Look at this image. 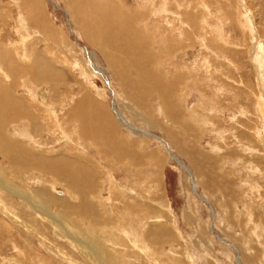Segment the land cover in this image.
Returning <instances> with one entry per match:
<instances>
[{
  "label": "rangeland",
  "instance_id": "rangeland-1",
  "mask_svg": "<svg viewBox=\"0 0 264 264\" xmlns=\"http://www.w3.org/2000/svg\"><path fill=\"white\" fill-rule=\"evenodd\" d=\"M77 1L0 0V65H3V68H0L8 69V71L5 70L8 77L10 76V70L18 74L15 81L14 78L13 80L11 78V81L6 79L0 85L9 87V90L13 89L11 93H14L13 96L15 97L18 93L24 96L29 95L32 93L19 88V85L15 82L25 80V75L28 72H30L28 73L30 77L36 74V77H33V82L38 83V85L34 87V93H39L43 100L51 103L52 109L55 112L57 111L59 121L52 115L47 118L46 114L47 123L52 127L51 132L40 133L38 130L35 131L34 135L38 143L28 141V144L24 146L20 142L5 139L4 133L6 137L9 135L10 138H16L18 134H14V129L10 127L11 124L8 125L9 118L4 119L0 114V135L2 134L4 137L3 139L2 135L0 136V179L2 184L16 193L19 192L25 196L33 195L31 198L35 197L33 201H37L36 189L40 187V184H43L49 188L44 191V194L48 196L54 194L59 200L57 203H63L64 201L65 209L68 210L72 208L69 205H76V203L78 205L79 202L75 198V200L71 199L73 198L71 193V197H69V194L66 197H61L65 193V187L72 185L74 188L81 189V191L94 190L98 200L95 197L92 198V201L97 206L92 204L93 209H88L82 205L81 210H85L88 214L92 212L91 215L97 216L98 211L100 212L98 207L104 206L106 212L104 210L103 212L105 215L113 219L116 218L114 211L117 208L114 211L109 208V205H112L111 199L114 200V204H117V202L119 204L120 199L116 193L118 191L119 193L123 192L128 197V203H132L133 207L137 206L138 210L141 211L139 219L143 221L145 226L141 224L144 227L141 229L139 228L141 225L138 226L140 221L138 223L129 222V218L123 215L124 212L121 213L122 221L116 220L119 223L126 224L123 227L125 229H128L131 223L134 230H138L139 233L142 230L141 234L146 233V239H148L146 244L148 246L145 252V248L141 250L139 246L141 244L140 240L137 239L136 245L138 247L135 248L129 240L130 238H126L121 232H115L118 237L116 238L113 228L107 229L109 231L107 235L103 232L105 228L101 227L93 229L92 234L87 231L84 233L83 229L88 227L85 220L82 221L76 216L74 220V217L72 219L66 218L68 215L59 213L61 207L53 205L52 202L47 209L52 215L61 217L63 222L70 225L71 228L79 233L81 232L86 241H91L93 244L92 249L95 248L93 251L96 252L95 258L97 257L102 264H112L109 258L113 259L112 255L119 256V252H113L114 249L115 251L116 249L122 250L121 264H264V253L262 254V251H264L262 250L264 249V227H262V230L257 222L251 221L250 223L246 214L252 210L256 221H259L260 218L264 221L262 215V212H264V175L257 174V171L252 172L249 168L250 163L247 162L251 161L260 166L264 172V151L261 146L263 144L260 141L251 139L249 136L246 141L249 144L251 143L252 147L256 146L255 149L260 150L258 153L241 155V152L235 150L238 147L231 150L228 148L231 152L226 149V155L229 157L228 161L226 159L227 164H224L223 167L220 164L221 161L219 162V159L215 158V155L213 156L214 152L210 149V146L215 143L226 145L227 142H230L232 146L234 144L237 146V140L235 141L233 137L240 136V133L246 131L243 127L244 123L252 126L256 116L250 108L248 110L250 111L248 113L250 121L240 116L238 109L243 102L242 98L231 100L229 94L225 97L220 96L221 100H219L227 111H224L221 117L215 116L214 110L211 109L216 101L214 94L215 82L209 83L205 80L207 84H203L201 81V74L204 72L206 74L205 69H209L208 76L211 75L215 78L222 75L221 68L223 66L232 72L230 77L234 78L235 81L239 82L241 75L251 85L250 87L256 90V93H259L260 80L258 77L260 76H258L259 72L256 73L258 71L256 67L251 64V59L258 39L261 40L264 47V0H155L152 4L157 6L156 9L162 10L165 4L164 8L167 11L166 13L158 11L159 15L155 14L154 17L151 14L150 20L147 21L150 26L143 25V22L141 24L139 21L144 14V8L149 5L143 0H118V2L114 0L109 1L111 5L106 3L107 5L104 6L97 3L96 0ZM152 4L149 6L150 8H153ZM107 6L112 7V9L115 8L117 14H115V17L112 15V11H107ZM66 7L68 8L66 9ZM69 7L72 9H69ZM137 7L143 8V10L135 9ZM132 10H135L134 13ZM244 14H250L249 18L253 21V26L256 29V33L253 34H255L257 40L249 39L248 26L243 21ZM117 16H124L133 25L141 24L142 33L139 35V43L142 49H150V41L152 42L153 39L156 45V40L160 37L156 33H161L159 27L169 25L170 30L172 28L176 29V26L180 27L181 20L184 21L181 27H184L185 23L188 22L199 35L201 34L203 40L197 45L192 42L194 45L192 49L187 51L188 54L185 55L184 61L187 70L189 69L193 76L197 75L198 87L202 88V85H205L203 88L205 94L202 96L195 94L196 96L188 97V105H192V103L195 106L199 105V107L203 105L202 108L197 107L198 114L201 119H209L212 125L200 123L199 127L195 129L196 125L194 126V123L191 122L193 123L191 126L188 124V128H182L179 122L173 123L175 120L172 119L170 121H172L174 127L172 124L170 125L167 116L175 119L185 114L181 104L182 101H180L182 100L180 89L183 86H180L178 91L175 90V96L168 100L167 96L165 98L161 97L162 79L164 74L167 75L170 71L179 69L183 62L177 59L179 54L175 55L176 53L173 51L166 52L165 49L157 51L158 47L153 45L152 55L155 57L154 59L156 57L160 59H157L159 63L157 69H155L156 75H154L157 77V81L155 83V80H152L156 87H150V79L146 74L150 67L148 63H144L141 67L136 66L135 62L139 63L137 50L132 48L130 43H124V40L113 37L112 31ZM168 16H170V19L172 18L171 22L165 24L167 22L164 18H169ZM20 17L25 20V23L19 21ZM154 20L157 22H154ZM197 20L199 21L197 22ZM237 20L238 23H236ZM23 26H25L26 31ZM164 33H174L172 35L177 36L178 30L165 31ZM144 35L149 37L147 38ZM162 37L165 38V36ZM24 38H26L25 43H23ZM204 38H207V41ZM223 39L229 41L231 45L229 46V43L224 44L225 40ZM179 40L181 41V39ZM218 43L230 50L228 55L229 59L234 62L232 65H228L229 63L226 61L223 64L214 60L211 48H216ZM5 45L7 49L9 48L14 52L10 56L13 63L5 59ZM205 45H208V47ZM102 46L106 48L105 53L100 50ZM34 51L39 61H47L48 64H45V67L32 59ZM158 52H161V55ZM155 53L159 55L157 56ZM205 59L210 67L205 64ZM110 60H113V63ZM33 61L35 62L33 63ZM121 62L125 63L121 64ZM216 63L220 64L216 67ZM92 65L99 69L101 73H94ZM234 65L238 69L235 67L233 69L232 66ZM64 66L65 68H63ZM213 68H216L217 72ZM0 79L4 80L5 78L0 74ZM263 81L262 86H264ZM36 87L37 90H35ZM206 87L207 89H205ZM1 94L0 98L5 100L6 94ZM249 96H251V93ZM200 98H203V102ZM54 99H56L55 102H53ZM1 101L0 103H2ZM86 104L88 105L85 107ZM158 104L161 105L167 116L165 114L159 115L157 111ZM245 104L243 103V105ZM65 110H67V113ZM72 112L75 113V116ZM116 113H119L122 117L117 116ZM232 113H235L233 114L235 115L234 119L230 116ZM145 114L149 118L151 117V125L140 121ZM82 122H84V125ZM34 123H38L39 126V118L35 117ZM6 125L8 128L10 127L7 131L5 129ZM22 125L17 123L16 130L23 129ZM38 126L36 128H39ZM59 126L64 127L63 131L71 139L64 137ZM192 129L197 130L196 134L191 131ZM216 129L224 131L222 138L217 135ZM145 133H148V135ZM165 142L168 143L169 148L166 147ZM92 143H95V147ZM3 153L10 159L7 160L8 158L2 157ZM80 154L86 155L80 157ZM172 154L180 162L182 161L181 163L188 168L189 172L184 170L171 157ZM240 155L243 158L237 159V156ZM61 157L68 158L70 163L61 160L59 162L63 163L62 165L59 164L58 160L62 159ZM118 162L120 163L118 164ZM35 164L38 167L35 168ZM69 164L71 165L69 166ZM39 167L45 171H42L44 174L40 173ZM45 173L48 176H45ZM235 175H240L242 180L237 181V184L231 182L229 184L230 178ZM41 176L43 179H41ZM201 177L203 179H199ZM250 183L252 186H249ZM257 186H259V191ZM140 191H145V193ZM219 192L225 196L220 197ZM143 197H145V200H143ZM223 205L227 207V210ZM0 206H2L0 207V264H95L92 259L85 257L82 250L75 251L65 239L59 238L54 233L53 227H50L43 218L34 214L33 210H29V206L24 201L12 196L11 193L3 189H0ZM225 210L231 216L230 220H232V225L235 226L234 230H227L228 225L225 223L227 215L222 214ZM34 218H37L39 223L33 222L32 219ZM111 222L115 223V219H111ZM253 227L255 228L253 229ZM110 233L111 235H109ZM257 233H261V237L257 238ZM111 240L114 243H110ZM155 241L160 243L157 242V245L154 243ZM111 248L114 249L111 251ZM31 252L39 259H34ZM24 257L27 259L25 260ZM67 259L70 261H67Z\"/></svg>",
  "mask_w": 264,
  "mask_h": 264
},
{
  "label": "bare ground",
  "instance_id": "bare-ground-1",
  "mask_svg": "<svg viewBox=\"0 0 264 264\" xmlns=\"http://www.w3.org/2000/svg\"><path fill=\"white\" fill-rule=\"evenodd\" d=\"M71 1V0H70ZM74 1V0H73ZM77 1V0H76ZM109 1L111 2V1H114V0H96V2L97 3H99V4H102L103 6L104 5H111V3L109 4ZM116 2H118V0H115ZM144 2H146L147 4H149V5H147L145 8H144V10H143V8L141 9V8H139V7H137V8H135V9H137V10H143L144 11V14H143V16H142V19H139V21H140V23L142 24V22H143V25L145 24L146 26L148 25V26H150V24H148L147 23V21H149L150 20V17H151V14L153 15L152 17H154L155 16V14H157V15H159V13H158V11L161 13V12H163V13H166V11H167V9L165 10V8H164V5H163V7H162V10L161 9H156L157 8V6H154L152 3H153V1H155V0H143ZM165 1V0H164ZM78 2V1H77ZM77 2H76V4H77ZM119 2H121V1H119ZM65 3H67V2H65ZM88 3V2H87ZM107 3V4H106ZM70 4V3H69ZM119 4V3H118ZM151 4L153 5V8H150L149 6H151ZM121 5V4H120ZM119 5V6H120ZM195 5V4H194ZM67 6V5H66ZM118 6V5H117ZM204 6V5H203ZM206 6V5H205ZM88 7V6H87ZM91 7V6H90ZM108 8H107V11H112L113 13H112V15H114V17H115V14H116V12H115V8L114 9H112V7L110 8L109 6H107ZM123 7V6H122ZM121 7V9H123L124 10V8H122ZM160 7V6H159ZM197 7V6H196ZM68 7H66V9H67ZM73 8H75V7H73ZM69 9H72L71 7H69ZM186 9V8H185ZM126 10V9H125ZM147 10V12H145ZM191 10H192V8H191ZM207 10V9H206ZM71 11V10H70ZM117 11V10H116ZM133 11V10H132ZM135 11V10H134ZM134 11H133V13H134ZM126 12V11H125ZM140 12V11H139ZM142 12V11H141ZM79 13H81V12H79ZM120 13V12H119ZM136 13H138V12H136ZM135 13V14H136ZM143 13V12H142ZM127 14V13H126ZM203 14V13H202ZM79 15V14H78ZM117 15V14H116ZM128 15V14H127ZM137 15V14H136ZM139 15H141V14H139ZM172 15V14H171ZM185 15V14H184ZM250 15V14H249ZM248 14H244V19H243V21H245L247 24V33L250 35V37H249V39L251 38V40H257V37L255 36V34H253V33H256V29H255V27L253 26V21H251L250 20V16H249ZM82 16V15H81ZM120 16V15H119ZM119 16H117L116 18H115V21H114V24H115V26H114V30L112 31V33H113V37H118L119 39H121V40H124L125 42L124 43H130L131 44V46H132V48H134L135 50H137V53L139 54V63L137 62H135V64H136V66H140L141 67V65H143L144 63H148V65L150 66L149 67V70H147V75H148V78L150 79V84H151V86L150 87H153L154 88V84L156 83V81H157V77L156 76H154V75H156V70L155 69H157V66H158V60L160 59L159 57L157 58L156 57V59H154L155 57L152 55V53H153V45H155V41H154V39L152 40V42L150 41V49H142V48H140L141 47V45H140V34L142 33V28H141V24H139V25H137V24H134L133 25V23H131V22H129L128 20H126L125 19V17L123 18V17H119ZM129 16V15H128ZM133 16V15H132ZM160 16H161V14H160ZM163 16V15H162ZM200 16H201V14H200ZM138 17V16H137ZM169 18H167V17H165L164 19L166 20V22L167 23H165V24H170V22H171V19H170V16H168ZM178 17V16H177ZM160 18H163V17H160ZM181 19H182V17H180ZM185 18V17H184ZM155 19V18H154ZM200 19V18H199ZM78 20V19H77ZM138 20V19H137ZM136 20V21H137ZM201 20V19H200ZM19 21L20 22H23V23H25V20L22 18V17H20V19H19ZM156 20H154V22H155ZM173 21V20H172ZM182 21V23L181 24H183V20H181ZM199 20H197V22H198ZM243 21H242V24H243ZM157 22V21H156ZM179 22H180V20H179ZM150 23V22H149ZM173 23H174V21H173ZM178 23V22H177ZM236 23H238V20L236 21ZM241 23V22H240ZM80 24V23H79ZM164 24V25H165ZM181 24H179L180 25V27L178 28L177 26H176V29L174 28H172V30H178V33H176L177 34V36H173L172 34H174V33H164L165 31H167V32H171L172 30H170L171 29V27L169 28V25L167 26V27H159V28H161V33H156V34H158L160 37L156 40V45L155 46H157L158 47V49H157V51H163L162 49H165L166 50V52H171V51H173V52H175L176 54L175 55H177V54H179L178 56H177V59H179L180 61H182L183 63H182V65L180 66V68L179 69H175V70H172V72L170 71L167 75H163V85H162V92H161V97H163V98H165L166 96L168 97L167 99L169 100V99H171V98H173L172 96H175V94H176V92H174L175 90H179V87L180 86H183V87H181V89H180V91H181V93H182V100H180V101H182V105H183V110H184V115H181L179 118H175V119H173V118H169L167 115H166V113H165V111H164V109L161 107V105H159L158 104V106H157V111H158V113H159V115L161 114H165L166 116H167V118H168V121H169V123H170V125L172 124V121H170L171 119L172 120H175V121H173V123L174 122H179V125L180 126H182V128L183 127H186V128H188L189 126H191V124H193L194 123V126H195V129L196 128H198L199 127V125H200V123L201 124H205V125H212L211 123V121L209 120V119H201V117L199 116V114H198V111H197V107L198 108H200L199 107V105L198 106H195V104L194 103H192V105H188V97H192L193 95L194 96H196L195 94H197V96H202V95H204L205 93H203V88H204V86L205 85H202V88H200V87H198V81L196 80V77H197V75H195V76H193V74L189 71V69L187 70V68H186V64H185V61H184V58H185V55H187L188 53H187V51L189 50V49H192V47H193V45L195 44V45H197V44H199V42H201V40H203L201 37L202 36H200L199 35V33H197L194 29H193V26H191V24L190 23H188V22H186L185 23V26L184 27H181L182 25ZM197 24V23H196ZM82 25V24H81ZM80 25V26H81ZM178 25V24H177ZM244 26V25H243ZM22 27V26H21ZM83 27V26H82ZM173 27V26H172ZM23 28H24V30L26 31V28H25V26H23ZM77 28H79V27H77ZM144 28V27H143ZM152 28V27H151ZM195 28H196V26H195ZM198 28V27H197ZM245 28V27H244ZM82 29H84V28H82ZM153 29H155V28H153ZM158 29V28H157ZM80 30V29H79ZM159 30V29H158ZM197 30V29H196ZM221 30V29H220ZM144 31V30H143ZM147 31V30H146ZM154 31H156V30H154ZM160 31V30H159ZM82 32V31H81ZM194 32V33H193ZM228 32V31H227ZM147 33H148V31H147ZM151 33V32H150ZM153 34V33H152ZM152 34H150V35H152ZM166 34H167V36H166ZM143 35V34H142ZM172 35V36H171ZM29 36V35H28ZM86 36V35H85ZM145 36V35H144ZM147 36V35H146ZM145 36V37H146ZM153 36V35H152ZM162 36H165V38H163ZM143 37V36H142ZM145 37H144V39H145ZM149 36H147V38H148ZM220 38V37H219ZM224 38V37H223ZM179 39H181V41L179 40ZM207 38H204V40H206ZM221 39V38H220ZM25 40H26V38H24L23 39V43H25ZM141 40H142V38H141ZM150 40H151V38H150ZM223 40H225V39H223ZM53 41V40H52ZM207 41V40H206ZM93 42H95V41H93ZM192 42H194V44L192 43ZM219 42H221L220 40H219ZM118 43V42H117ZM205 43V42H204ZM221 43H223V42H221ZM225 43H229V46L231 45V43L229 42V41H227V40H225L224 41V44ZM3 44V43H2ZM50 44V43H49ZM91 44H92V42H91ZM95 44V43H94ZM93 44V45H94ZM220 43H218V45H219ZM9 45V44H8ZM210 45V44H209ZM217 45V47L216 48H211V51H212V53L214 54V60H216V61H218V62H220V63H223L224 64V62L226 61L227 63H229L228 65H232L234 62H232L230 59H229V55H228V52H230V50L228 49V47L226 48V47H223V46H221V45H219L218 46ZM233 45V44H232ZM33 46V45H32ZM123 46V45H122ZM121 46V47H122ZM166 46V47H165ZM202 46V45H201ZM206 46V45H205ZM234 46V45H233ZM5 47H6V45H5ZM5 47H4V49H5ZM206 47H208V45L206 46ZM209 47H211V46H209ZM213 47V46H212ZM238 48V47H237ZM236 48V49H237ZM241 48V47H240ZM204 49V48H203ZM208 49V48H207ZM243 49V48H242ZM6 60H10L11 61V63H13L12 61L13 60H11L12 58H10V56H11V53H14L13 51H11V49H7V47H6ZM101 51H102V53H105L106 52V48H104L103 46L101 47V49H100ZM210 51V50H209ZM165 52V53H166ZM172 52V53H173ZM192 52V51H191ZM102 53H100V54H102ZM159 54L161 53V52H158ZM253 56H252V59H251V61H252V63L251 64H253L255 67H256V70H258V71H256V73L257 72H259L258 74V76H260V77H258V79L260 80L259 81V83H260V90H259V93H256V90H253L250 86V84H248V82H247V80H245V78H243L241 75H240V79L241 80H239V82L238 81H235L234 80V78H232V77H230V73L232 74V72L231 71H228L227 70V68L226 67H223L222 66V68H221V73H222V75L221 76H219L218 75V73H216L218 76H216L215 78H213L211 75L210 76H208V72H209V69H205V71H206V74H204V73H202L201 74V76H202V83L203 84H205L207 81H209V83L210 82H215L214 84H215V86L216 87H214V89H215V91H214V94H215V96H216V103L214 102L213 103V108H211L212 110H214L213 112H214V115L216 116H219V117H221V116H223V112L224 111H227L226 110V107L225 106H223L222 105V102L221 101H219V100H221L220 99V96H223V97H225V96H228V94H229V97H230V99L231 100H233V99H235V98H242V104H241V107L239 106V115L240 116H242L243 118L245 117V119H248L249 120V118L250 117H248V113L250 112V111H248L249 110V108L253 111V113H254V115L256 116V119H254L253 120V122H252V126L251 125H249L248 123H244L245 125L243 126L244 127V129H246V131H243L242 133H240L239 135L240 136H235V137H233V139H235V141H236V144H237V146H235V144H234V146H232L231 144H230V142L228 143H226V145H219V144H217V143H215V144H213V145H211L210 146V149L211 150H213V156L215 155V158H217V159H219V162H220V164L222 165V167L223 166H225L224 164H227V161H228V157L229 156H227L226 155V149L227 150H231V149H235L236 147H238L237 149H235V150H238L239 152H241L240 154L242 155H244V154H246V155H250V154H253V153H255V152H259L260 150L258 149H255L256 148V146L255 147H252V145H251V143L249 144L246 140H248V138H249V136H250V138L251 139H254L255 141L257 140V141H260V143L261 144H263V145H261L262 147H263V151H264V86H262V81L264 80L263 78H264V47H263V45H262V42H261V40L260 39H258V41L256 42V48H255V50L253 51ZM30 54V53H29ZM28 54V55H29ZM156 55H157V53H155ZM158 54V55H159ZM213 54H212V56H213ZM63 55V54H62ZM157 55V56H158ZM161 55V54H160ZM4 56V55H3ZM25 56H26V54H25ZM170 56V55H169ZM53 57V56H52ZM120 57V56H119ZM14 58V57H13ZM16 58V57H15ZM90 58V57H89ZM107 58V57H106ZM118 58V57H117ZM175 58H176V56H175ZM32 59H34V60H36V61H38L39 62V64L42 66L43 65V67H45V64H48L47 63V61H43V60H38L37 59V56H36V53H35V51H34V53H33V56H32ZM60 60H62L61 58H59ZM58 59V60H59ZM122 59V58H121ZM158 59V60H157ZM162 59V58H161ZM173 59V58H172ZM19 60V59H18ZM138 60H136V61H138ZM233 60V59H232ZM63 61V60H62ZM118 61H119V59H118ZM135 61V60H134ZM238 61V60H237ZM35 61H33V63H34ZM43 62V63H42ZM69 62V61H68ZM68 62H66V63H68ZM74 62V61H73ZM110 62L111 63H113V60H110ZM116 62V61H115ZM152 62V63H151ZM163 62V61H162ZM194 62V61H193ZM192 62V63H193ZM232 62V63H231ZM91 63V62H90ZM117 63V62H116ZM119 63V62H118ZM125 63V62H124ZM124 63H122L121 62V64H124ZM175 63V62H174ZM220 63H216L217 65H216V67L220 64ZM89 64V63H88ZM128 64V63H127ZM172 64V63H171ZM204 64V63H203ZM205 64L208 66V67H210V65H208V61H206V59H205ZM36 65V64H35ZM90 65V64H89ZM112 65V64H111ZM215 65V64H214ZM222 65V64H221ZM237 65V64H236ZM236 65H234V66H232L233 67V69H234V67L236 68V69H238L237 67H238V65H237V67H236ZM37 66V65H36ZM63 66V65H62ZM66 66V65H65ZM65 66L63 67V68H65ZM0 67H2L3 68V65H0ZM98 67V66H97ZM114 67V66H113ZM133 67V66H132ZM140 67H138V68H140ZM173 67V66H172ZM221 67V66H220ZM83 68H85V67H83ZM92 68H93V71H95L94 73H101V71L99 70V69H97V68H95V66L94 65H92ZM91 67H90V70L92 69ZM159 68H161V67H159ZM176 68V67H175ZM207 68V67H206ZM241 68V67H240ZM214 69V71L215 72H217V69L216 68H213ZM5 70H7L8 71V69H1L0 68V74L2 75V76H4V80H2V79H0V81H3V82H0L1 84H3L4 83V81L6 80V79H8V80H10L11 81V78H12V80H13V78H14V81L17 79V76H18V74H16L13 70H10V76L8 77V75L6 74V72H5ZM76 70V69H75ZM108 70V69H107ZM159 70V69H158ZM211 71H212V69L210 70V74H211ZM70 72V71H69ZM92 72V71H91ZM161 72V71H160ZM174 72V73H173ZM28 73H30V72H28ZM26 74L25 76V80H20V81H17V82H15V83H17L19 86V88H21V89H25L26 91H28V92H30V93H32V94H29V95H19V93H18V95H17V97H15V96H13V94L14 93H11V91L13 92V89H11V90H9V87H7V86H3V85H0V95H2L1 93H5L6 94V99L4 100V99H1L0 98V100H2L1 102L2 103H0V114L2 115V118H4V119H8V125H10V127L12 128V129H14L13 130V132H14V134H18L17 135V137L15 138V137H11L10 138V136L8 135V137H6V134L4 133V137H5V139H7V140H11V141H13V142H20L21 144H23L24 146L25 145H27L28 143V141H33L34 143H38L37 142V140L35 139L36 137H35V135H34V132L36 131L37 132V130L41 133H48L49 131L51 132V130L50 129H52V127H50L49 125H48V123H47V119L45 118V115L47 114V118H49V117H51V115L52 116H54L56 119H57V114H56V112L54 111V109H52L53 107H52V105H50L51 103H48L47 101H45V100H43L42 98H41V96L39 95V93H37V92H35L34 93V87L36 86V85H38V83L36 84L35 82H33V80H34V78L36 77V74L34 75V76H32L31 74V77L30 76H28L29 74ZM86 73V72H85ZM96 73V74H97ZM159 73V72H158ZM173 73V75L171 76V74ZM82 74V73H81ZM92 74V73H91ZM214 75V74H213ZM89 76H90V74H89ZM34 77V78H33ZM74 77V76H73ZM263 77V78H262ZM139 78V77H138ZM155 80V83L154 82H152V80ZM7 80V81H8ZM199 80V79H198ZM205 80H207V81H205ZM238 82V83H237ZM9 83V82H8ZM8 83H6V84H8ZM235 83H237V84H235ZM263 83H264V81H263ZM82 84V83H81ZM207 84V83H206ZM213 84V85H214ZM10 85V84H9ZM120 85V84H119ZM201 85V84H200ZM10 86H12V85H10ZM32 86V87H31ZM136 86V85H135ZM208 86V85H207ZM259 86V85H258ZM18 87H16V88H18ZM40 87V86H39ZM156 87V86H155ZM188 87H189V89H188ZM209 87V86H208ZM250 87V88H249ZM15 88V87H14ZM258 88V87H257ZM40 90H41V88H39ZM38 89V90H39ZM152 89V88H151ZM166 89V90H165ZM205 89H207V87L205 88ZM35 90H37V87H36V89ZM138 90V89H137ZM157 90H159V89H157ZM212 90V89H211ZM19 91V90H18ZM86 91V90H85ZM160 91V90H159ZM205 91V90H204ZM27 92V93H28ZM37 93V94H36ZM136 93V92H135ZM138 93V92H137ZM168 93V94H167ZM172 93V94H171ZM251 93V96H249V94ZM171 94V95H170ZM253 94V95H252ZM85 95V94H84ZM136 95V94H135ZM160 95V94H159ZM253 96H254V98H253ZM1 97V96H0ZM30 97V98H29ZM65 97H67V96H65ZM81 97V96H80ZM87 97V96H86ZM136 97V96H135ZM212 98V97H211ZM68 99V98H67ZM82 99V98H81ZM90 99V98H89ZM132 99V98H131ZM201 99V98H200ZM203 99V98H202ZM201 99V100H202ZM226 99V98H225ZM4 100V101H3ZM52 100V99H51ZM55 100L56 99H54V101L53 102H55ZM133 100H137V99H133ZM133 100H130L131 102L133 101ZM201 100H199V101H201ZM239 100V99H238ZM60 101V100H59ZM81 101V100H80ZM83 101H84V99H83ZM125 101H127V100H125ZM162 101V100H161ZM174 101V100H173ZM177 101V100H176ZM248 101V102H247ZM58 102V101H57ZM61 102V101H60ZM65 102V101H64ZM78 102V101H77ZM82 102V101H81ZM80 102V103H81ZM85 102V101H84ZM91 102V101H90ZM134 102V101H133ZM136 102V101H135ZM202 102H203V100H202ZM204 102H205V100H204ZM221 102V103H220ZM165 103H166V101H165ZM236 103V102H235ZM243 103H246L245 105H243ZM54 104V103H53ZM75 104H76V102H75ZM75 104H74V106H75ZM84 104V103H83ZM91 104V103H90ZM131 104V103H130ZM136 104H137V102H136ZM237 104V103H236ZM88 104H86L85 105V107L87 106ZM132 105H134V104H132ZM66 106H67V104H66ZM74 106H73V108H74ZM81 106V105H80ZM135 106V105H134ZM205 106V105H204ZM149 107V106H148ZM178 107V106H177ZM202 107H203V105H202ZM201 107V108H202ZM69 107H67V109H68ZM60 109V108H59ZM76 109V108H75ZM175 109V108H174ZM68 110H70V108L68 109ZM93 110V109H92ZM206 110V109H205ZM66 111V113H67V110H65ZM72 111V110H71ZM140 111H142V110H140ZM230 111V110H229ZM146 112V111H145ZM212 112V113H213ZM66 113H64V115H66ZM70 113V112H69ZM68 113V114H69ZM73 113V112H72ZM139 113V112H138ZM142 113V112H141ZM75 113H73V115H74ZM86 114H88V113H86ZM117 114V116H119L120 114L119 113H116ZM140 114V113H139ZM182 114V113H181ZM233 114H235V113H232V115H230V116H232V118L234 119V116L235 115H233ZM237 114V113H236ZM43 115V116H42ZM60 115V114H59ZM72 115V114H71ZM70 115V116H71ZM213 115V114H212ZM75 116V115H74ZM84 116V115H83ZM87 116V115H86ZM114 116V115H113ZM121 116V115H120ZM140 116V115H139ZM153 116V115H152ZM35 117H37V118H39V123H40V125L38 126V123L37 124H35L34 123V119H35ZM63 117H65V116H63ZM122 117V116H121ZM77 118V117H76ZM117 118V117H116ZM151 118V117H150ZM150 118H149V116L148 115H144V118L143 119H141L140 121H143V122H145V124H147V125H151V123H152V121L150 120ZM1 119V118H0ZM44 119V120H43ZM72 119V118H71ZM114 119H115V116H114ZM230 119H231V117H230ZM232 119V120H233ZM22 120H25L24 122L22 121ZM80 120V119H79ZM242 120V119H241ZM247 120V121H248ZM10 121V122H9ZM35 121H37V120H35ZM57 121H58V119H57ZM120 121V120H119ZM122 121V120H121ZM245 121V120H244ZM250 121V120H249ZM59 122V121H58ZM155 122V121H154ZM191 122H193V123H191ZM219 122V121H218ZM17 123H21V124H23L22 126H23V129H19V130H16V128H17ZM80 123H81V121H80ZM84 122H82V124H83ZM166 123V122H165ZM175 123V124H176ZM189 124V126H187ZM51 125V124H50ZM65 125V124H64ZM84 125V124H83ZM242 125V124H241ZM36 126H38L39 128H36ZM63 126V125H62ZM62 126H59L60 127V131L61 132H63V134H64V137L66 138V139H71L66 133H65V131H63V128H62ZM130 126V125H129ZM155 126V125H154ZM157 126V125H156ZM155 126V127H156ZM172 126H173V124H172ZM176 126V125H175ZM213 126H214V124H213ZM9 127V128H10ZM70 127V126H69ZM80 127V126H79ZM78 127V128H79ZM153 127V126H152ZM155 127H153V128H155ZM174 127V126H173ZM176 127H178V126H176ZM1 128H2V126H1ZM9 128H8V126L6 125L5 126V129H6V131H7V129L9 130ZM68 128V127H67ZM75 128V127H74ZM179 128V127H178ZM3 129V128H2ZM70 129V128H69ZM77 129V128H76ZM81 129H82V126H81ZM86 129V128H85ZM195 129H192L191 131L192 132H195V134H196V132H197V130H195ZM87 130V129H86ZM221 130V129H220ZM222 131V130H221ZM218 131L217 129H216V133H217V135L218 136H220V138H222L223 137V132L224 131ZM76 132V131H75ZM88 132V131H87ZM70 133V132H69ZM78 133V132H77ZM84 133V132H83ZM144 133V132H143ZM235 133V132H234ZM247 133V134H246ZM38 134V133H37ZM75 135H76V133H74ZM145 134H147L148 135V133H145ZM201 134V133H200ZM2 135V134H1ZM0 135V136H1ZM39 135H41V134H39ZM38 136V135H37ZM77 136V135H76ZM93 136V135H92ZM99 136V135H98ZM2 137H3V135H2ZM4 137H3V139H4ZM81 137V136H80ZM88 137V136H87ZM86 137V138H87ZM150 137V136H149ZM190 137H191V135H190ZM232 137V136H231ZM39 138V137H38ZM84 138V137H83ZM138 138V137H137ZM199 138V137H198ZM77 139V138H76ZM168 139V138H167ZM75 140V139H74ZM91 140V139H90ZM101 140V139H100ZM169 140V139H168ZM199 140V139H198ZM201 140V139H200ZM123 141V140H122ZM162 141V140H161ZM250 141V140H249ZM82 142V141H81ZM92 142H93V140H92ZM99 142V141H98ZM199 142V141H198ZM33 143V144H34ZM195 143V142H194ZM223 143H224V141H223ZM82 144V143H81ZM93 145L95 144V143H92ZM102 144V143H101ZM123 144V143H122ZM165 144H166V147H168L169 148V145H168V143H166L165 142ZM89 146V145H88ZM99 146V145H98ZM184 146V145H183ZM33 148L35 147V146H32ZM94 147H95V145H94ZM4 148V147H3ZM107 148V147H106ZM130 148V147H129ZM137 148V147H136ZM175 148V147H174ZM194 148V147H193ZM229 148V149H228ZM210 149H209V151H210ZM229 150V151H230ZM1 151V150H0ZM104 151V150H103ZM38 152H40L39 150H38ZM44 152V151H43ZM47 152V151H46ZM68 152V151H67ZM70 152V151H69ZM72 152V151H71ZM70 152V153H71ZM102 152V151H101ZM100 152V153H101ZM169 152H170V150H169ZM211 152V151H210ZM231 152V151H230ZM56 153V152H55ZM103 153V152H102ZM101 153V154H102ZM117 153V152H116ZM179 153V152H178ZM52 154V153H51ZM74 155L76 154V152L75 153H73ZM103 154H105V153H103ZM119 154V153H118ZM234 154V153H233ZM42 155V154H41ZM69 155V154H68ZM81 155L82 154H80V157H81ZM86 155V154H85ZM85 155H82V156H84L85 157ZM88 155V154H87ZM114 155V154H113ZM228 155H230L229 153H228ZM237 156V159L239 158V159H241V158H243L242 156ZM59 156V155H58ZM2 157H5V158H8L7 160H9L10 159V157H8V156H6V154L5 153H3V156ZM72 157V156H71ZM74 157V156H73ZM87 157V156H86ZM104 157V156H103ZM171 157L173 158V159H175L178 163H179V165H181V167L184 169V170H186V171H188L189 172V170H188V168L183 164V163H181L180 161H179V159H177V157L176 156H174L173 154L171 155ZM250 157V156H249ZM43 158V157H42ZM62 159H59L58 160V162L59 161H61V160H64V162H69V159L68 158H63V157H61ZM79 158V157H78ZM83 158V157H82ZM98 158V157H97ZM179 158V157H178ZM90 159V158H89ZM114 159V158H113ZM226 159H227V161H226ZM234 159V158H233ZM237 159H235L236 161H237ZM91 160V159H90ZM94 160H95V158H94ZM98 160V159H97ZM117 160V159H116ZM230 160V159H229ZM234 160V162H236ZM104 161V160H103ZM247 161V160H246ZM17 162V161H16ZM105 162V161H104ZM112 162V161H111ZM196 162V161H195ZM247 162H249L250 163V166H249V168H250V170L253 172V171H257V174H259V175H261V176H263L264 175V172H263V170L260 168V166H258V165H256V164H254L253 162H251V161H247ZM22 163V162H21ZM61 163V165H62V163L63 162H59V164ZM70 163V162H69ZM96 163V162H95ZM110 163V162H109ZM120 162H118V164H119ZM58 164V165H59ZM191 164H192V162H191ZM19 165V164H18ZM25 165V164H24ZM71 164H69V166H70ZM114 165V164H113ZM148 165H149V163H148ZM264 165V164H263ZM79 166V165H78ZM91 166H92V164H91ZM90 166V167H91ZM100 166V165H99ZM230 166V165H229ZM34 167L36 168V167H38V165L37 164H35L34 165ZM88 167H89V165H88ZM96 167V166H95ZM103 167V166H102ZM264 167V166H263ZM46 168H47V166H46ZM54 168V167H53ZM63 168V167H62ZM82 168V167H81ZM105 168V167H104ZM103 168V169H104ZM148 168H149V166H148ZM38 169V168H37ZM48 169V168H47ZM60 169V168H59ZM66 169H67V167H66ZM86 169V168H85ZM93 169V168H92ZM101 169V168H100ZM95 170V169H94ZM98 170V169H97ZM219 170V169H218ZM39 171H40V173H43L44 174V170L42 169V168H40L39 167ZM38 171V172H39ZM42 171H44V172H42ZM101 171V170H100ZM104 171V170H103ZM32 172H33V170H32ZM102 172V171H101ZM106 172V171H105ZM77 173V172H76ZM235 173V172H234ZM46 174V173H45ZM55 174V173H54ZM98 174V173H97ZM203 175V174H202ZM201 175V176H202ZM43 176V175H42ZM41 176V179H43V177ZM45 176H48L47 174L45 175ZM50 176V175H49ZM56 176V175H55ZM53 177V176H52ZM57 178V177H56ZM59 179V178H58ZM199 179H203L202 177L201 178H199ZM231 180H229V184H230V182L232 183V184H237V181L239 182L240 180H242L241 178H240V175H235L234 177H232V178H230ZM52 180V179H51ZM62 180V179H61ZM194 180V179H193ZM59 181V180H58ZM64 181V180H63ZM39 182V181H38ZM65 182V181H64ZM69 182V181H68ZM242 182V181H241ZM143 183V182H142ZM39 184V183H38ZM57 184V183H56ZM145 184H146V182H145ZM196 184V183H195ZM239 184V183H238ZM42 185V186H41ZM63 185H65L64 183H63ZM118 185V184H117ZM240 185V184H239ZM233 186V185H232ZM249 186H252L251 185V183H250V185ZM51 187V186H50ZM54 187V186H53ZM102 187V186H101ZM132 187V186H131ZM144 187V186H143ZM259 186H257V190L259 189L258 188ZM35 188V187H34ZM48 187H45V185H43V184H40V187L39 188H37L36 189V192L35 193H37V195H38V197H37V201H33V199L35 198H33V199H31L32 197H33V195L31 196V194L29 195V196H25L24 194L22 195L21 193H16V192H14V191H11L10 189H7L6 187H5V185L4 184H2V181H1V179H0V189H3V190H5V191H7L8 193H11L12 194V196H15V197H17V198H20L22 201H24L28 206H29V210H33L34 212V214H36V215H38L40 218H43L48 224H49V226L50 227H53V230H54V233L59 237V238H61V239H65V241H67V243L69 244V245H71V247L76 251V250H82L83 251V254L85 255V257H87V259H92L93 261V263H95V264H102L101 263V261L99 260V259H97V257L95 258V256H96V252L95 251H93V249H95V248H93L92 249V247H93V244L91 243V241H86V238H83V236L81 235L82 233L80 232H78V231H76L74 228H71V226L70 225H68L67 223H65V222H63V220L61 219V217H59L58 215L57 216H55L54 214L52 215V213L51 212H49L47 209H48V207H49V204H51V202L53 203V205L55 204V205H58V206H60L61 207V209L59 210V213L61 212V213H65V214H67L68 215V217H66V218H71L72 219V217H74L73 218V220L75 219V216H76V218H79L80 220H85V222L87 223V225H88V227H86V228H84L83 229V231H84V233L87 231V232H89V234H92L93 233V229H95V228H98V227H101V228H105V230L103 231L104 232V234L105 235H107V233L109 232L108 230L109 229H111V228H113L112 230L114 231V236L116 237V238H118L117 236H116V233H118V232H121L123 235H125L126 236V238L128 237V238H130L129 240L132 242V244H133V246H135V248L136 247H138V245H136V243L138 242V240H140V242H141V244L139 245L140 247H141V250L142 249H144L145 248V250H144V252L146 251V249H147V246H148V244H146V242H147V240L148 239H146V233L145 234H141V231L142 230H140V233L138 232V230H134L132 227H131V223H130V227L128 228V229H125V228H123L126 224H124V223H119L118 222V220L121 222L122 221V217H121V213L122 212H124V214L123 215H125L126 216V218L128 217L129 219V222H136V223H138L139 221H140V219H139V217L141 216H139V213L141 212L140 210H138V207L136 206V207H133V205H132V203L130 204V203H128V197L127 196H125V194L123 193V192H120L119 193V191L116 193L117 195H118V197H119V204H118V202H117V204H114V200H112L111 199V203H112V205H109V208H112V210L114 211L115 210V208H117L115 211H114V213H115V217L116 218H114L115 219V223L113 222H111V219L112 220H114L113 218H111V217H108V216H106L105 215V213L103 212V210L105 211V208H104V206H101V207H98V208H100V212L98 211V215L97 216H95V215H91V214H93L92 212H91V214L89 213H87V212H85V210L83 211V209L81 210V206L83 205V206H85L86 208H88V209H93V206H92V204L94 205V206H97V204L95 203V202H93L92 201V198H95L96 196H95V191L94 190H92V191H89V190H86V191H81V189L79 190V189H77V188H74V186H72V185H70L69 187H65V193L61 196V197H66L68 194L70 195V193L71 194H73V198H71V199H77L78 200V202H79V204L77 205V203H76V205H69V207L71 206L72 208H70V210H68V209H65L66 207H65V202L63 201V203L62 202H60V203H57L59 200H58V198L53 194V195H50V196H48V195H46V194H44V191H46V189H47ZM108 188V187H107ZM148 188H150V187H148ZM227 188V187H226ZM234 188V187H233ZM236 188V187H235ZM253 188V187H252ZM16 189V188H15ZM49 189V188H48ZM101 189V188H100ZM124 189V188H123ZM255 189H256V187H255ZM35 190V189H34ZM110 190V189H109ZM97 191V190H96ZM100 191V190H99ZM129 191V190H128ZM137 191H138V189H137ZM259 191V190H258ZM111 192V191H110ZM140 192H143V193H145V191H140ZM147 192V191H146ZM96 193H99V192H96ZM218 193V192H217ZM110 194V193H109ZM142 194V193H141ZM228 194V193H227ZM233 194V193H232ZM140 195V194H139ZM143 195V194H142ZM218 195H220V197H224L225 195H222L220 192H219V194ZM230 196V195H229ZM237 196V195H236ZM8 197V196H7ZM69 197H71V195L69 196ZM68 197V198H69ZM98 197V196H97ZM96 197V198H97ZM117 197V196H116ZM117 197V198H118ZM127 197V198H126ZM139 197V196H138ZM149 197H150V195H149ZM201 197V196H200ZM131 198V197H130ZM140 198H142L141 196H140ZM145 197H143V200H145L144 199ZM62 199H64V198H62ZM74 199V200H75ZM100 199V198H99ZM147 199V198H146ZM76 200V201H77ZM97 200H98V198H97ZM126 200H127V202H126ZM225 200V199H224ZM238 200V199H237ZM14 201H15V199H14ZM259 201H260V199H259ZM121 202H122V205H121ZM218 202V201H217ZM225 202V201H224ZM224 202H223V204H224ZM2 203V202H1ZM99 203V202H98ZM103 204H104V202H102ZM128 203V204H127ZM19 204V203H18ZM22 205H23V203H21ZM67 204H70V203H67ZM104 205H106V204H104ZM27 206V207H28ZM67 206V205H66ZM223 206H225V205H223ZM232 206V205H231ZM0 207H2V206H0ZM63 207V208H62ZM140 207V206H139ZM141 207H142V204H141ZM226 207V206H225ZM97 208V209H98ZM97 209H95V210H97ZM246 209V208H245ZM108 210V209H107ZM142 210V209H141ZM146 210H147V208H146ZM226 210H227V207H226ZM225 210V212H223L222 214H226L227 216V218H226V220H225V223L228 225V231L229 230H234V227L235 226H233L232 225V220H230V214L228 213V211H226ZM92 211V210H91ZM143 211V210H142ZM248 211V210H247ZM5 212H7L6 210H5ZM106 212V211H105ZM214 212V211H213ZM108 213H110L109 211H108ZM230 213H232V211H230ZM234 213V212H233ZM241 213V212H240ZM4 214V213H3ZM64 214V215H65ZM221 214V213H220ZM247 216L249 217V218H247V219H249V221H250V223H251V221L252 222H257V224H259V226H261V229L263 230V228L262 227H264V221L260 218V220L259 221H256L255 220V216H254V211H248L247 213ZM12 215V214H11ZM161 215V214H160ZM262 215L264 216V212H262ZM61 216V215H60ZM259 216V215H258ZM34 217V216H33ZM33 217H31V218H33ZM153 217V216H152ZM22 218V217H21ZM142 218H144V217H142ZM258 218V219H259ZM70 219V220H71ZM116 219H118V220H116ZM20 220H23V219H20ZM33 220V222H35V223H39L38 221V219L37 218H34V219H32ZM29 221V220H28ZM79 221V220H78ZM239 221V220H238ZM146 222V221H145ZM25 223V222H24ZM119 223V224H118ZM246 223V222H245ZM26 224V223H25ZM139 225L138 226H140L141 224H143V221L141 220L139 223H138ZM225 224V225H226ZM239 224V223H238ZM236 225H237V223H236ZM240 225V224H239ZM2 226V225H1ZM135 226V225H134ZM143 226H145L144 224H143ZM142 225H141V227H139V228H141V229H143L144 227H143ZM241 226V225H240ZM242 226H244V225H242ZM252 226H254V225H252ZM9 227V226H8ZM116 227V228H115ZM136 227V226H135ZM134 227V228H135ZM243 228V227H242ZM255 227H253V229H254ZM108 229V230H107ZM226 229V228H225ZM260 229V230H261ZM89 230V231H88ZM261 230V231H262ZM147 231V230H146ZM226 231V230H225ZM116 232V233H115ZM88 234V233H87ZM258 234V233H257ZM109 235H111V233L109 234ZM148 235V234H147ZM234 235V234H233ZM82 236V237H81ZM228 236H229V234H228ZM89 237H91V236H89ZM106 237V236H105ZM110 237V236H109ZM113 237V236H112ZM231 237V236H230ZM259 237H261V233L260 234H258L257 235V238H259ZM114 238V237H113ZM150 238V237H149ZM167 238V237H166ZM239 238V237H238ZM244 238V237H243ZM256 238V239H257ZM90 239V238H89ZM138 239V240H137ZM154 239V238H153ZM261 240H263V239H261ZM98 241V240H97ZM109 241V240H108ZM161 241V240H160ZM245 241V240H244ZM25 242H27V241H25ZM111 242H113L112 240L110 241V243ZM149 242V241H148ZM158 242V244L160 243L159 241H157ZM157 242L155 241L154 243L155 244H157ZM163 242V241H162ZM114 243V242H113ZM151 243H152V241H151ZM245 243V242H244ZM28 244V243H27ZM99 244V243H98ZM139 244V243H138ZM157 244V245H158ZM249 248V247H248ZM114 248H111V251L113 250ZM16 250V249H15ZM262 250H264V249H262ZM97 251H98V249H97ZM247 251V250H246ZM113 252L115 253V252H119V256L118 257H116V255H112L113 256V259L112 258H109V260H110V262L112 263V264H121L120 262H121V253H122V250L121 249H116V251H115V249L113 250ZM32 254H33V252H31ZM255 253V252H254ZM264 253V251H262V254ZM28 254V253H27ZM31 254V257L34 255H32ZM66 254V253H65ZM68 254V253H67ZM251 254V253H250ZM26 255V254H25ZM37 255V254H36ZM98 256V255H97ZM99 257V256H98ZM111 257V256H110ZM192 257V256H191ZM33 258L34 259H39V258H37L35 255L33 256ZM32 258V259H33ZM189 258V257H188ZM24 259H25V257H24ZM27 259V258H26ZM25 259V260H26ZM22 260V259H21ZM20 260V261H21ZM24 260V261H25ZM31 260V259H30ZM69 259H67V261H68ZM70 261V260H69ZM244 261V260H243ZM17 262V261H16ZM27 262V261H26ZM17 263H19V262H17ZM32 263V262H31ZM195 263V262H194ZM19 264H21V263H19ZM255 264V263H254ZM263 264V263H262Z\"/></svg>",
  "mask_w": 264,
  "mask_h": 264
}]
</instances>
